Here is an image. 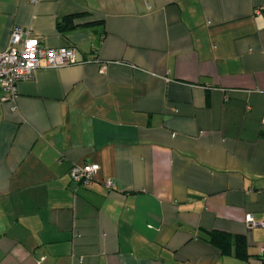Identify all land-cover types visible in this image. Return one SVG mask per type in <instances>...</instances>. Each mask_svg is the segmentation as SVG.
Here are the masks:
<instances>
[{
	"label": "crops",
	"instance_id": "0c3cea01",
	"mask_svg": "<svg viewBox=\"0 0 264 264\" xmlns=\"http://www.w3.org/2000/svg\"><path fill=\"white\" fill-rule=\"evenodd\" d=\"M14 26L77 63L0 100V264H258L264 0H0V52Z\"/></svg>",
	"mask_w": 264,
	"mask_h": 264
},
{
	"label": "built area",
	"instance_id": "2783aa9c",
	"mask_svg": "<svg viewBox=\"0 0 264 264\" xmlns=\"http://www.w3.org/2000/svg\"><path fill=\"white\" fill-rule=\"evenodd\" d=\"M28 1L36 2V0ZM41 62H44L48 68L76 64L75 48L70 45L58 49L45 48L29 30L14 26L10 31L6 49L0 52V100L14 104L17 99L18 83L31 80ZM98 170L99 166L96 164L73 165L69 176L74 183L88 185ZM104 185L108 189L113 187L111 181H106ZM246 224L249 229L255 226L264 229V213L258 223H254L248 216ZM259 256L261 258L258 264H264V243L259 248Z\"/></svg>",
	"mask_w": 264,
	"mask_h": 264
},
{
	"label": "trees",
	"instance_id": "16d2710c",
	"mask_svg": "<svg viewBox=\"0 0 264 264\" xmlns=\"http://www.w3.org/2000/svg\"><path fill=\"white\" fill-rule=\"evenodd\" d=\"M81 14H72L63 17L59 21L56 22V30L59 34H66L75 28H77V24L75 20L78 19ZM93 25V23L87 24ZM208 235V242L215 245L219 249L229 248L231 246L234 247V254L240 258H246V245L245 239L243 236H230L220 232H212L207 234Z\"/></svg>",
	"mask_w": 264,
	"mask_h": 264
}]
</instances>
